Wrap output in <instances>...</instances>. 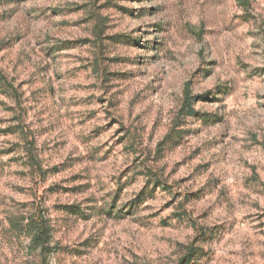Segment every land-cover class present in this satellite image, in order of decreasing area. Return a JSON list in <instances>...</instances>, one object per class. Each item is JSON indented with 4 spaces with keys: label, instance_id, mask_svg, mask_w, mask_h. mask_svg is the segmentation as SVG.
<instances>
[{
    "label": "rangeland",
    "instance_id": "374dc122",
    "mask_svg": "<svg viewBox=\"0 0 264 264\" xmlns=\"http://www.w3.org/2000/svg\"><path fill=\"white\" fill-rule=\"evenodd\" d=\"M0 75V264H264V0H0Z\"/></svg>",
    "mask_w": 264,
    "mask_h": 264
},
{
    "label": "trees",
    "instance_id": "16d2710c",
    "mask_svg": "<svg viewBox=\"0 0 264 264\" xmlns=\"http://www.w3.org/2000/svg\"><path fill=\"white\" fill-rule=\"evenodd\" d=\"M240 5L242 6H247L248 5V0H236ZM1 77V75H0ZM200 97H204L200 96ZM200 97H194L191 96L188 92V89L185 90L184 93V99L182 101V106H181V114L184 116H193L196 114V111L193 109L192 105L195 99L200 98ZM47 228L42 224H36L33 228L31 227L32 230V239L31 243L34 245L36 249H39L41 258H42V264H47L45 262V246H46V240L48 237V232L46 230ZM196 250H194L193 247L189 248L187 250V253L185 256H183L182 259H180L178 264H191L194 256H196Z\"/></svg>",
    "mask_w": 264,
    "mask_h": 264
}]
</instances>
